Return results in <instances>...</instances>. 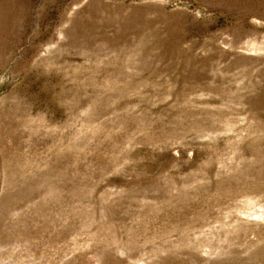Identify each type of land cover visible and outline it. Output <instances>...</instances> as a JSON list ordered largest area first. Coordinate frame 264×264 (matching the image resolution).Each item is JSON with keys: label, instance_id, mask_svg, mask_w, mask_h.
<instances>
[{"label": "rangeland", "instance_id": "rangeland-1", "mask_svg": "<svg viewBox=\"0 0 264 264\" xmlns=\"http://www.w3.org/2000/svg\"><path fill=\"white\" fill-rule=\"evenodd\" d=\"M0 264H264V0H0Z\"/></svg>", "mask_w": 264, "mask_h": 264}]
</instances>
